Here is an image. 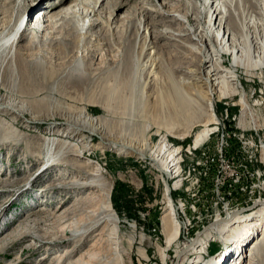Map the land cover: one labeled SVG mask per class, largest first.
Wrapping results in <instances>:
<instances>
[{
	"label": "rangeland",
	"instance_id": "1",
	"mask_svg": "<svg viewBox=\"0 0 264 264\" xmlns=\"http://www.w3.org/2000/svg\"><path fill=\"white\" fill-rule=\"evenodd\" d=\"M152 1L107 0L95 18L96 27L86 34V45L77 51L61 42L70 40L64 30L60 33L62 29L73 31V16L66 18L60 13L71 1L0 0V34L13 31L22 18L26 21L15 49L16 62L21 60L16 83L5 80V68H2L0 101L10 100L17 107L28 108V111L20 108L22 116L10 109L0 110V174L3 173L0 175V264H61L66 251H74L72 259L76 260L92 244L91 252L95 255L92 260L98 257L101 264L107 260L109 264H174L177 252L188 243L177 239L165 252L164 260L161 259L159 248L165 247L161 217L166 211L164 194L168 196V187L172 201L184 207L188 219L193 217L196 222L197 214L201 215L209 208L210 218L196 230H203L201 225L205 226L217 217L224 218L227 212L237 213L235 223L258 220L248 228V233L244 231L240 236L238 231L233 234L234 242H222L217 237L221 235L220 230L231 235L233 229L230 227L235 223L220 226L210 223L198 238L204 241L203 254L197 258L192 249L183 254L185 258L177 264H198V261L199 264H233L237 260V264H264V243L254 255L251 251L252 245L264 233V208L260 206L264 191L255 190L259 185L264 187V79L259 70L252 74L237 70L239 89L245 90L257 129L247 116L245 123L240 124L237 95L215 98L212 109L218 121L215 126L211 124L215 132L199 148L191 150L194 136L207 123L209 108L185 116L169 105L168 98L174 97L175 93L167 75L169 70L174 73L179 65L178 57L185 50L178 48L174 41L157 38L165 31V21L160 13L151 12L146 16V19L149 17L146 21L149 35L145 42L146 31L138 29L139 12L142 6L157 11L152 7L156 5ZM196 3L201 6L203 0ZM91 4L95 5L96 1L92 0ZM42 5L47 7L41 8ZM39 18L44 33L30 30V25ZM45 19L53 20L52 25ZM86 24H89L88 20ZM73 34L69 36L71 39ZM154 53L163 56L158 70L161 80L149 87L148 70L144 71L143 66ZM185 53L191 54L189 50ZM77 59L86 72L81 79L69 72ZM136 65L139 66L138 73H142V79L137 78L136 82L141 85L139 88L145 85V89L131 98L129 88L124 85L134 82L132 70ZM225 66L231 67L228 57ZM125 71L130 74L126 75ZM174 76L176 82L178 76L183 77L181 73H174ZM81 113L97 119L103 135L111 140L147 142L146 146L153 149L160 138L167 139L170 146L181 152L183 173L168 180L149 162L133 154L120 153L93 138V148L81 152V134L69 135L60 129L64 117L77 118ZM45 117L51 121H46ZM52 144V151L59 157L63 151L65 153L64 144L76 152L69 151L68 156L42 172L45 154ZM103 150L105 153H101ZM48 164L52 165V162L48 161ZM96 167L103 175L104 193L109 188L110 211L118 222L115 226H97L93 232L103 229L105 234H110L109 242L104 238L95 243L97 238L88 234L90 231H86L82 239L72 229H66L64 235L63 228L73 219L77 221L79 213L69 216L65 224L53 218L55 214L62 216L66 210H59L60 207L71 208L77 200L78 194L61 184L86 178L85 172ZM256 176H261L260 184L256 182ZM177 181L180 182L177 184ZM247 189L251 190L248 192ZM95 197L91 204L88 201L79 203L82 212H98L107 203L106 196H100L99 192ZM225 198L223 207L217 211V202ZM253 199L261 201L254 205ZM176 221L180 231V220ZM112 228L114 234H111ZM195 231L187 239L193 237ZM34 234L46 240L34 241ZM250 254L253 256L248 257ZM43 257L47 259L40 262ZM84 260H87L86 256Z\"/></svg>",
	"mask_w": 264,
	"mask_h": 264
},
{
	"label": "bare ground",
	"instance_id": "2",
	"mask_svg": "<svg viewBox=\"0 0 264 264\" xmlns=\"http://www.w3.org/2000/svg\"><path fill=\"white\" fill-rule=\"evenodd\" d=\"M69 1H71L72 3L68 7L66 6L65 8H62V12L60 13L66 16V18L72 15V19H74L75 21H73V31H66L67 29H62L60 31L61 33L64 30V33L68 35L66 38L70 39L67 43L64 39L61 42L67 46H73L77 51H81L86 45L87 32L96 27L97 23H95V18L99 16V12L107 0H95V5L91 4L92 0H67V2ZM180 1L181 0H153V4L156 5H152V7L157 11L142 6L139 12L140 20L138 22V29L139 31H146V34L143 37L146 42L149 35L147 30L149 25L148 23L146 24V21L149 20V17L146 19V16H149L151 12L160 13L162 14L160 15V17L165 21L163 22V24L165 25V31L162 32V35H159L157 38L174 41L178 48L185 50L184 52H182V56L178 57V59L180 60L178 63L179 65L174 69V73H181L183 77L178 76L176 82V77L174 76L173 71L169 70L167 80L170 84V88L174 91L175 96L169 97V93L167 95L170 98H168V100L171 101H169V105L177 108L178 112L186 114L185 116H188V114H190V116H193L194 114L201 112L202 108H209L210 115L207 118V123L203 125V129H201L194 136V139L192 141L191 150H194L196 148H199L204 140L210 139L215 132L213 126H215L218 121L216 118V114L212 109L214 108L212 102L215 98L219 100L222 98H227L229 96L237 95L239 97L238 102L241 111V119H239L240 124L242 125L245 123L246 116L248 117L249 122H251L252 124L254 123V116L251 114L252 112L249 107L248 97L245 94V90L239 89L240 87L238 86L237 70H243L246 74H252L253 71L259 70L262 75L261 78L264 79V0H203L201 6L197 5V0H183V5L181 4L179 7H177ZM40 7L46 8L47 6L42 5ZM45 20H47V22L52 25L51 23L53 20ZM86 20H88L89 24L85 25ZM81 22L83 23L81 24ZM40 25L41 18L30 25V30H36L44 33L45 30L42 31ZM25 26V18H22L17 27L13 29V31L6 30L0 34V71L2 68H5V80L8 79L14 84L16 83V79L18 76L17 71L21 63V60H18L17 62L15 60V49L24 33L23 29ZM174 26H176V29H173ZM72 33H74V38L71 39V37L69 36ZM145 48L146 46L144 47V49ZM187 50H189L191 54L186 55L185 52ZM226 57L230 59L231 67L225 66ZM162 60L163 56H158L156 53H154L152 56L148 57L145 66H143L144 71L148 70V76L150 79L148 81L149 87L161 80V78L158 77V70L160 66L159 63ZM138 67L139 66L136 65L132 70V74L134 75L132 76V80L134 79V82L131 81L124 85L125 88H129L131 98H133L135 94L142 93L144 91L143 89H145V85H143L142 88H139L141 87V85L137 84L136 82L137 78H139V80L142 79V73H138ZM69 72L77 75L79 79L83 78L86 75V72L83 69V65L79 59H77L76 62L72 64ZM125 74L129 75L130 73L125 71ZM170 93L174 95L172 92ZM20 106L21 107H17L14 101L9 100L5 103H2L0 101V110L10 109L22 116L23 112H20V108H25V110L27 111L28 108H26L24 105ZM48 117H45L46 121L53 120L54 122L53 116H50L52 117L51 120L47 119ZM32 121L36 122L34 121V119ZM60 123V129L63 128L64 132H67V134H81V144L79 145V148L83 153L93 148V140L97 139L101 144H106L112 149L118 150L120 153H129L128 155L133 154L138 156V159L149 162L151 166H153L155 169L157 168L156 170H158L163 178L165 177L168 180L174 179L176 178V176L179 177L183 173V161H181V152L177 148L170 146L167 139L160 138V141L154 146L153 149H150L148 148V146H146L147 142L128 143L125 141L111 140L103 135L102 129L97 123V119L91 118L85 113H81L77 118L64 117ZM211 124L213 126H211ZM253 126L257 129L255 124H253ZM91 138H93V140ZM54 144L49 145L48 152H46L45 154L46 164L44 163L41 169L42 172L46 171L48 167L51 168L56 165L60 161V158H65L66 156H68V153L76 152L71 150L70 145L64 144L63 146H61L65 150V153H63V151L59 157L57 155V152L54 153L52 151L54 150ZM262 151V161L264 162V148L262 149ZM101 153H105V151L103 150L101 151ZM48 161H50V163L52 162V165H49ZM85 173H87L86 176L88 178L86 177L81 180L79 179V181L74 179L70 182V184H61L63 185V187L68 188L69 191L72 190L75 194H78L75 197L77 200L73 202L71 208L60 207L59 210H66L64 211L62 216L56 217L55 214L53 218H57L62 224H65L68 222L67 218L69 216L79 213V215H76L79 218L77 221H74L73 219L72 223L63 228V231H65L64 235L66 233V229H72V231L76 233L75 235L79 239H82L85 232L90 231V233L88 234H92L91 236H93L94 239L97 238L95 243L104 238L106 242H109L111 239L110 234H105L103 229L101 230V232H93L95 228H97V226H115L116 222H118V218H115L111 213V198L110 194H108L109 188L106 189V193H104L103 187H105V184L102 181L103 175L100 173V169L98 167ZM2 174L3 173H1L0 175ZM260 177L256 176L255 178L256 182L259 184ZM179 182L180 181H177L176 183L178 184ZM50 185L52 187L56 186L54 184ZM49 187L50 186H48L47 188ZM250 190H248V192ZM255 190L264 191V187L259 185L255 188ZM96 192H99L100 196H106L107 203H104L98 210V212H93L91 210H84L82 212L83 208L79 207V203L88 201V203L91 204L92 200L96 198ZM166 193H169L168 196L164 194L166 211L161 217V226L165 235V247L161 250L159 248V253L162 260H164L165 252L175 241H177V239L185 241V244H188L186 247H184L183 244L184 249L177 252L174 264H177V261L184 259L186 255L183 254H186L192 249H194L197 254V258H199L201 254H203L204 245V241L202 242V239H198L201 236L200 233L202 234L209 227V225H211L210 223H214L213 226L217 224H219L218 226H220L229 223L234 224L236 222L234 220L238 219L237 213L227 212L224 218L217 217L215 221H210L205 226L201 225L203 230H196L200 227L198 225L205 223V221L210 218L208 217L209 208L203 210L201 215L197 214L198 217L196 218L197 221L195 222V219H193V217L191 219H188V216H185L184 207L178 204L175 205L176 203L172 201L169 187L166 189ZM40 197L37 196V198ZM260 201L261 200L253 199V204L257 205L255 203H260ZM225 202L226 198L224 201L217 202V211L223 207ZM180 203L182 202L180 201ZM260 204V206L264 208V201ZM195 212L196 210H194L193 213ZM222 214H224V212ZM211 215L214 216L215 213ZM176 219L180 220V231V225L176 221ZM257 221L258 220H250L249 222L248 220L246 222L235 223L230 227V229H233L231 235L229 234V232L225 234V232L223 233V231L220 230L221 235L217 238H219V240H221L222 242H234L232 241L234 238L233 234L235 235L240 232L241 236V233L244 231L248 233V228L252 226V224L258 223ZM194 231V236L190 239H187L188 235ZM111 232V234L115 233L114 228L111 229ZM33 239L34 241L46 240L45 238L40 237L36 234H34ZM51 242L52 244H54L55 241L51 240ZM263 243L264 233L259 241H256V243L252 245L253 248L251 247V251L253 255ZM92 246L93 244L90 246V248H88L85 254L81 255L76 260L72 259V255L75 254L74 251H66L64 256L61 258V264H101V259L98 257H96L95 261L92 260L95 256L91 252ZM253 255L250 254L248 255V257ZM85 256L87 260H84ZM43 258L44 259H42L40 262H43L47 259V257ZM197 258L195 259L197 260ZM237 261H234L233 264H237ZM197 263L199 264L200 262L198 261ZM104 264H109V261H105ZM239 264L241 263L239 262Z\"/></svg>",
	"mask_w": 264,
	"mask_h": 264
}]
</instances>
